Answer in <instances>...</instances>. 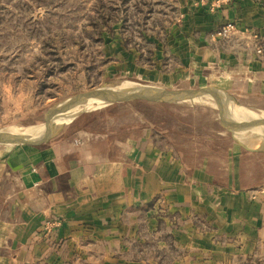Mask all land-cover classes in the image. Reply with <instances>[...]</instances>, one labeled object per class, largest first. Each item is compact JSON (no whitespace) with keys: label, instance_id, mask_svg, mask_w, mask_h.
Instances as JSON below:
<instances>
[{"label":"rangeland","instance_id":"obj_1","mask_svg":"<svg viewBox=\"0 0 264 264\" xmlns=\"http://www.w3.org/2000/svg\"><path fill=\"white\" fill-rule=\"evenodd\" d=\"M190 1L194 10L218 14L232 0ZM188 8L190 5L185 0H0V131H3L0 151L10 153L4 143L28 140L24 138L30 137L32 131L35 136L29 139V145L33 139L48 137L54 128L69 130L76 123L98 130L102 125L120 128L136 123L130 130L147 136L146 128H149L157 147L168 153H183L188 161L196 149L206 146L220 158L238 149L242 157L248 151L245 147L255 148L260 144L264 152V130L240 137L223 128L200 96L104 104L83 100L65 113V120L53 123L48 130L38 128L47 108L99 87L127 93H135L132 91L141 86L153 87L159 92L201 88L218 103L239 106L252 118H264V98L255 90L235 95L228 90H214V85L211 87L205 80L207 61L203 63V57L197 59L198 53H205L198 52L193 60L188 53L194 48L188 42L174 39L182 28H189L186 25L191 14L186 11ZM230 24L234 29L226 32ZM240 24L238 20L226 21L206 35L199 28L194 32L204 47L217 38L225 43L218 50L222 46L224 50L237 47L235 53L239 51L238 55L247 63L253 57L244 54L246 47L253 43L256 53L263 55L264 40L261 41L257 29ZM237 31L243 32V37L234 40ZM239 83L245 86V91L248 89L247 78ZM249 164L252 168L264 166V156L262 161ZM246 188L250 199L264 203V183ZM156 203L150 210H135V224L140 228L137 234L103 236L114 238L112 243L119 246L117 250L123 257L133 255L145 264H190L186 251L192 249L191 235L178 233L180 228L176 227L181 220L169 214L161 198ZM147 212L151 214L147 216ZM182 224L193 225L195 235L216 237L215 241L222 243L231 240L227 234L208 235L206 232L211 231L213 224L206 217L195 215ZM215 241L194 242V251L198 253L194 259L198 256L203 264H211L216 255L222 264H229L228 253H219L208 244L218 245ZM176 243L187 248L180 250ZM81 253L83 257H90L91 252L82 250ZM180 257L183 260L179 262ZM239 264H264V251L253 252L246 259L239 258Z\"/></svg>","mask_w":264,"mask_h":264},{"label":"crops","instance_id":"obj_2","mask_svg":"<svg viewBox=\"0 0 264 264\" xmlns=\"http://www.w3.org/2000/svg\"><path fill=\"white\" fill-rule=\"evenodd\" d=\"M185 2L190 5L189 28H182L174 39L194 48L188 53L193 60L198 52L205 53H198L197 59L207 61V84L233 95L253 89L264 98V54L256 53L255 44L246 47L244 54L253 58L244 63L241 53L234 51L237 47L218 50L225 44L220 38L204 47L194 32L199 28L206 35L226 21L238 20L241 27L257 29L263 41L264 0H232L218 14L194 10L190 0ZM242 33L237 31L230 39L237 40ZM243 78L248 80L246 91L239 83ZM135 124L122 129L102 125L98 130L76 123L69 130L54 128L48 137L8 149L10 153L0 151V264H145L133 255L123 257L114 238L103 235L137 234L135 210L156 207L158 198L171 216L181 220L177 232L191 235L192 249L186 251L190 264H203L198 256L194 259L198 254L194 242L216 238L195 235L193 225L183 226V220L195 215L213 224L208 235L230 237L229 243H208L219 253H228L229 264L264 251V203L250 199L246 188L264 183V166L249 164L263 160L261 144L245 147L248 151L242 157L238 149L223 158L208 146L198 147L188 161L183 153L157 147L149 128L147 136L130 130ZM82 250L91 252L90 257L81 256ZM211 264L222 262L215 255Z\"/></svg>","mask_w":264,"mask_h":264},{"label":"water","instance_id":"obj_3","mask_svg":"<svg viewBox=\"0 0 264 264\" xmlns=\"http://www.w3.org/2000/svg\"><path fill=\"white\" fill-rule=\"evenodd\" d=\"M187 95L202 97L205 103L209 105V107L212 109L214 114L217 116L220 125L223 128L238 134L240 137H245L244 135L257 134L264 130V122L258 126L251 128L250 130L249 129L241 130L227 123L225 117L220 113L211 95L206 90L201 89V88L164 90L160 93L140 94V93L119 92V91L112 90L106 87H99V88H95L93 90H89V91H86V92H83V93H80L74 96L67 97L63 99L62 101H60L59 103H56L52 105L51 107L47 108L42 115L47 114L48 112L52 111L55 108H58L59 106L72 105L90 96L99 97L104 104V103L116 102V101L118 102V101H134V100L135 101L145 100V101L160 102V101H167V100H175V99L187 96ZM2 135H3V131H0V138L3 137ZM34 142H36V139L32 143Z\"/></svg>","mask_w":264,"mask_h":264},{"label":"bare ground","instance_id":"obj_4","mask_svg":"<svg viewBox=\"0 0 264 264\" xmlns=\"http://www.w3.org/2000/svg\"><path fill=\"white\" fill-rule=\"evenodd\" d=\"M132 92L140 93V94L160 93L159 91H157V89H154L153 87H147V86L137 87ZM184 97L185 98H196V96H193V95H187ZM84 100H87L88 102L103 103L99 97H95V96H90ZM82 101L83 100H81L80 102L74 103L72 105L59 106L58 108H55L52 111L48 112L47 114H45L44 118L42 119L41 124L38 125V128L41 129L42 127V128H46L45 130H48L50 125H52L53 123L61 122L65 120V113L70 110L75 109L77 105H79ZM215 104L217 108L219 109L220 113L225 117L227 123L241 130H248V129L250 130L254 126H258L264 122V118L262 119L256 118V117L252 118L250 116V113L245 112L243 109L239 108V106L232 107L228 105H223L221 103H218L217 101H215ZM29 136L30 137L24 138L28 140L17 139L14 142H5L4 145L7 149L22 148V146L29 144L30 142L29 139H32L33 136H35V133L32 131V134H30Z\"/></svg>","mask_w":264,"mask_h":264},{"label":"built area","instance_id":"obj_5","mask_svg":"<svg viewBox=\"0 0 264 264\" xmlns=\"http://www.w3.org/2000/svg\"><path fill=\"white\" fill-rule=\"evenodd\" d=\"M217 2H220V1H217ZM212 3H216V2H212ZM232 29H234V26L233 25H229L228 27H227V31L226 32H228V31H230V30H232ZM262 49V48H261ZM53 226H51V227H47V230H49L50 228H52Z\"/></svg>","mask_w":264,"mask_h":264}]
</instances>
